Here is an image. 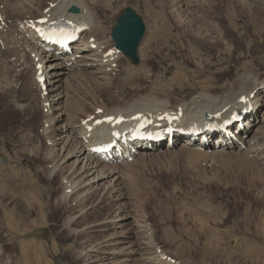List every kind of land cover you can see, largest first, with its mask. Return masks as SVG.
Masks as SVG:
<instances>
[{
	"label": "rangeland",
	"instance_id": "1",
	"mask_svg": "<svg viewBox=\"0 0 264 264\" xmlns=\"http://www.w3.org/2000/svg\"><path fill=\"white\" fill-rule=\"evenodd\" d=\"M15 1L0 0V189L8 193L0 194L2 263L85 264L86 249L111 232L102 229L115 225L117 220L106 221L122 202L121 209L131 208L144 224L152 249L179 264H264V167L243 152L211 154L184 147L162 156L154 151L151 158H138L126 168L124 198L115 200L106 193L84 200L61 196L59 179L45 173L54 158L53 138L46 128L51 115L31 83L36 48L18 33V25L35 12L29 14L27 3ZM37 1L34 6H42ZM103 3L94 9L106 48H114L110 31L126 7L140 16L145 33L138 63L121 54L106 91L92 82L78 85L67 76L70 99L78 97L86 111L111 98L110 92H146L151 80L160 81L157 87L164 91L159 95L176 101L196 78L223 81L236 71L264 72V0ZM172 63L176 73L169 71ZM129 65L132 73L150 71V82L145 78L130 86L125 76ZM221 67L226 70L217 72ZM171 73L179 74L182 89ZM256 251L261 252L258 262L251 256Z\"/></svg>",
	"mask_w": 264,
	"mask_h": 264
},
{
	"label": "bare ground",
	"instance_id": "2",
	"mask_svg": "<svg viewBox=\"0 0 264 264\" xmlns=\"http://www.w3.org/2000/svg\"><path fill=\"white\" fill-rule=\"evenodd\" d=\"M18 1L27 3L29 9L26 12H30L29 14L35 12L34 15L29 16L27 22L18 25L19 30H17L26 38L25 41L29 40L36 48L31 62L33 64L31 83L37 89L46 112L51 115L50 119L46 121V128L49 136L53 138L51 139V152H49L54 158L46 165L45 173L49 178L52 176L59 179L62 197L74 195L75 198L84 200V198L97 193H106L115 200L124 198L121 191L126 168L131 167V164L138 158L142 160L145 157L151 158L155 154L154 151L162 156L184 147L205 153L209 151L211 154L237 151L250 155L264 167V72L236 71L233 75L224 78L223 81H221V77L217 81L209 77L196 78L195 85L191 84L190 86L191 89L184 91L180 97L175 96L176 101H171L168 95L158 94L164 90L158 89L159 80L150 82V71L132 73L130 71L134 70L133 65H129L126 70L127 75H125L129 79V85H139L138 82L144 81L146 78L150 82L148 90L126 96L110 92L111 98L94 103L91 105V110L86 111L78 104V97L70 99L67 76L71 74L78 85L92 82L97 84L101 90L106 91L113 84L117 59L123 55L115 50V46V49L113 47H111L112 49L106 48L107 44L104 38L98 35L101 20L95 14L94 6H101L103 2L38 0L37 3H42V6H34L35 4L32 3L34 0ZM72 5L78 8L77 13L68 12L67 9ZM180 7L183 6L180 4L179 9ZM181 10L185 12L184 18L188 20L190 15L186 8L183 7ZM38 19H43L44 23H38ZM51 22L66 23L75 29H81L79 38L71 44L70 52L52 51L42 43L38 33L33 29L36 27L45 32L46 24ZM23 47L25 46L23 45ZM140 48L139 46L138 51ZM109 49L110 53L106 54ZM136 54L138 57L137 51ZM173 64L175 63H172V66L168 65L170 66L168 68H170L169 71L172 70L176 73V66ZM225 70L224 67L217 68V72ZM182 74L180 73V75ZM171 75L177 78L174 79L177 82L175 84L181 88L183 85L178 79L179 74L178 77L172 73ZM38 76L42 77V80L37 79ZM184 76L186 75L183 74L182 78ZM186 80L188 79L186 78ZM127 88L132 90V88ZM241 96L246 99L241 101ZM234 111L240 112L244 117L239 123L230 122L225 126L226 131L224 132L222 129L216 131L208 121L207 124L210 128L203 137H189L174 132L172 139L164 143L136 142L129 144L127 147L133 150V153L130 152L131 160L114 157L110 161H104L97 155L88 153V149L94 142L109 141L112 138L110 134L112 130L119 128L105 131V127L101 129L92 125L94 119L105 116H123L122 127L126 128L127 123H130L136 116L148 120L155 119L161 112H170L177 115L178 119L172 125L183 127L182 129L186 130L190 128L187 123L189 120L191 122L201 119L205 114H209L213 119L220 116L229 118ZM217 113L219 114L217 115ZM92 116L94 118H91ZM216 135L218 146L213 143ZM3 191L6 190L0 189V194L8 195L7 191ZM117 203L120 204L118 212L106 221L111 223L117 220L115 225L108 228L104 226L106 228L102 230L110 229L111 232L106 234V237L104 236V240L88 246L85 253V264H129L133 260L138 264H179L166 256L160 249H152L150 236L146 232L144 224L135 218L131 208L121 209L122 202ZM248 252L250 253V250ZM259 254L261 252L257 251L256 256L251 254L254 261L258 262ZM261 257L260 259H262ZM0 264H4L1 259Z\"/></svg>",
	"mask_w": 264,
	"mask_h": 264
},
{
	"label": "water",
	"instance_id": "3",
	"mask_svg": "<svg viewBox=\"0 0 264 264\" xmlns=\"http://www.w3.org/2000/svg\"><path fill=\"white\" fill-rule=\"evenodd\" d=\"M71 12H77L76 6L69 8ZM144 34V24L133 9L127 7L116 19L112 27L110 37L116 49L123 52L133 63L138 61L136 55L137 46Z\"/></svg>",
	"mask_w": 264,
	"mask_h": 264
},
{
	"label": "snow or ice",
	"instance_id": "4",
	"mask_svg": "<svg viewBox=\"0 0 264 264\" xmlns=\"http://www.w3.org/2000/svg\"><path fill=\"white\" fill-rule=\"evenodd\" d=\"M40 23H44V21L41 20ZM34 27H35V26H34ZM36 31H37L38 33H40L41 35H45V33L43 32V30L40 29V28H36ZM55 35H56L55 33H52L51 35H48L47 38H48V39H52V38H54ZM37 67L39 68V65H37ZM37 79L42 80V77L38 76ZM245 99H246V98H245L244 96H241V97H240V100H241V101H244ZM98 111H99V109H98ZM218 114H219V113H217V115H218ZM235 118H236V117L234 116L233 119H235ZM89 119H91V118H89ZM122 119H123V117L107 116V117L104 118V121L96 120L95 123H96L97 125H99V124H101V123H104V122H107V123H109V124H118V123L121 122ZM85 123L87 124V121H85ZM112 134H113V135H117V133H112ZM93 150L99 152V151H103V148H99V147H98V148H95V149H93Z\"/></svg>",
	"mask_w": 264,
	"mask_h": 264
}]
</instances>
